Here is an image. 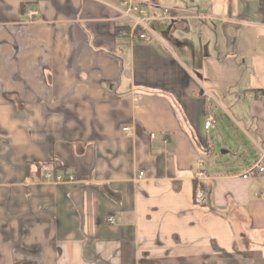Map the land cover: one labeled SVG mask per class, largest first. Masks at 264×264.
I'll use <instances>...</instances> for the list:
<instances>
[{
	"label": "crops",
	"instance_id": "obj_1",
	"mask_svg": "<svg viewBox=\"0 0 264 264\" xmlns=\"http://www.w3.org/2000/svg\"><path fill=\"white\" fill-rule=\"evenodd\" d=\"M140 1L151 43L118 34V0H0V264H264V175L241 178L264 152V0ZM213 104L247 128L241 172L206 169Z\"/></svg>",
	"mask_w": 264,
	"mask_h": 264
},
{
	"label": "built area",
	"instance_id": "obj_2",
	"mask_svg": "<svg viewBox=\"0 0 264 264\" xmlns=\"http://www.w3.org/2000/svg\"><path fill=\"white\" fill-rule=\"evenodd\" d=\"M121 18L125 20V26L119 31L120 36H124L130 40V42H140V43H151L154 40L153 34L147 27V22L151 20V12L145 7V5L140 0H118V7ZM161 14L167 16L169 14L168 8H162ZM263 26H264V4H263ZM211 110H207L206 118L203 123V128L206 132L214 129L216 127V121ZM131 128L123 127L122 132L125 137L130 135ZM154 139V136H151ZM205 164L201 160L198 163V172L196 174V184L194 186V204L204 205L205 204V193L203 189V180L207 178V172L204 169ZM264 175V152H260L256 157L254 163H252L246 171L241 175L242 179L254 178L257 176ZM142 176V173L139 174ZM46 181L54 184H62L66 182H72L75 177L67 173H56L47 172L44 175ZM264 197V193L262 194ZM109 224H114L111 217L107 219Z\"/></svg>",
	"mask_w": 264,
	"mask_h": 264
},
{
	"label": "rangeland",
	"instance_id": "obj_3",
	"mask_svg": "<svg viewBox=\"0 0 264 264\" xmlns=\"http://www.w3.org/2000/svg\"><path fill=\"white\" fill-rule=\"evenodd\" d=\"M234 96L242 97L238 91L234 92L233 98ZM234 101V111H238V115L247 117L246 101ZM211 109L216 127L207 132L209 143L213 149V157L205 161L206 169L210 171L213 166L220 168L222 165L230 164L233 171L241 172L254 154L253 146L243 134V130H247V128L238 119L234 117L236 121L230 119L225 111L216 104H213ZM242 158H246V160Z\"/></svg>",
	"mask_w": 264,
	"mask_h": 264
},
{
	"label": "trees",
	"instance_id": "obj_4",
	"mask_svg": "<svg viewBox=\"0 0 264 264\" xmlns=\"http://www.w3.org/2000/svg\"><path fill=\"white\" fill-rule=\"evenodd\" d=\"M119 31V30H118Z\"/></svg>",
	"mask_w": 264,
	"mask_h": 264
},
{
	"label": "water",
	"instance_id": "obj_5",
	"mask_svg": "<svg viewBox=\"0 0 264 264\" xmlns=\"http://www.w3.org/2000/svg\"><path fill=\"white\" fill-rule=\"evenodd\" d=\"M224 153V152H223Z\"/></svg>",
	"mask_w": 264,
	"mask_h": 264
}]
</instances>
